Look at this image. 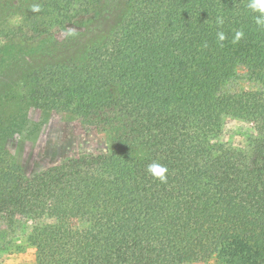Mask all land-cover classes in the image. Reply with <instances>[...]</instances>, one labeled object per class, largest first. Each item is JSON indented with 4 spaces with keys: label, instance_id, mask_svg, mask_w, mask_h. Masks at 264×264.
Segmentation results:
<instances>
[{
    "label": "trees",
    "instance_id": "trees-1",
    "mask_svg": "<svg viewBox=\"0 0 264 264\" xmlns=\"http://www.w3.org/2000/svg\"><path fill=\"white\" fill-rule=\"evenodd\" d=\"M247 3L0 0V228L30 223L31 264H264V28ZM53 113L109 142L28 175L6 141ZM228 118L257 135L224 141Z\"/></svg>",
    "mask_w": 264,
    "mask_h": 264
},
{
    "label": "rangeland",
    "instance_id": "rangeland-1",
    "mask_svg": "<svg viewBox=\"0 0 264 264\" xmlns=\"http://www.w3.org/2000/svg\"><path fill=\"white\" fill-rule=\"evenodd\" d=\"M75 25H69L72 30ZM67 31L58 29L56 35L63 38ZM232 86L250 87L247 82H233ZM36 115V113L34 114ZM252 124L228 118L224 123L222 139L236 146H246L248 139L256 136ZM109 134L85 125L80 119L66 114L53 113L36 139H24L19 134L6 141V147L22 163L25 172L32 175L66 158L105 149ZM43 219L40 224L49 223ZM24 227V228H23ZM30 223L16 230L0 228V243L3 264H31L35 262V248L28 243ZM188 264H224L215 257L190 261Z\"/></svg>",
    "mask_w": 264,
    "mask_h": 264
},
{
    "label": "clouds",
    "instance_id": "clouds-1",
    "mask_svg": "<svg viewBox=\"0 0 264 264\" xmlns=\"http://www.w3.org/2000/svg\"><path fill=\"white\" fill-rule=\"evenodd\" d=\"M247 7L251 12L257 13V15L254 17L256 25L260 28H264V0H248ZM32 10L34 12H39L40 6L38 4H34L32 6ZM216 22L218 25H222L223 18L217 17ZM243 35L244 33L242 31H236L233 38V43L238 42L243 37ZM217 39L223 42L226 39V36L223 32H218ZM147 171L150 175H152L155 179H158L161 183L167 182L166 173L168 172V169L166 167L158 163H152L148 165Z\"/></svg>",
    "mask_w": 264,
    "mask_h": 264
}]
</instances>
